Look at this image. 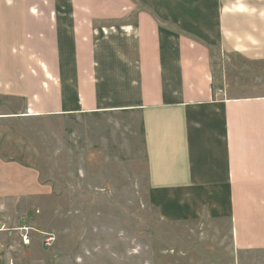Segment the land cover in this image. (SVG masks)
I'll use <instances>...</instances> for the list:
<instances>
[{
	"label": "crops",
	"instance_id": "obj_1",
	"mask_svg": "<svg viewBox=\"0 0 264 264\" xmlns=\"http://www.w3.org/2000/svg\"><path fill=\"white\" fill-rule=\"evenodd\" d=\"M66 120L84 123L91 164L143 182L159 222L193 225L199 250L228 245L229 264H264V0H0V146L34 161L45 122L44 198L78 180L51 169ZM36 232L28 247L0 233V264H66Z\"/></svg>",
	"mask_w": 264,
	"mask_h": 264
},
{
	"label": "rangeland",
	"instance_id": "obj_2",
	"mask_svg": "<svg viewBox=\"0 0 264 264\" xmlns=\"http://www.w3.org/2000/svg\"><path fill=\"white\" fill-rule=\"evenodd\" d=\"M44 126L45 122L32 125L38 137L34 161L9 162L4 158L8 155L14 159L15 155L9 151L15 147L0 146V153L4 155L0 157V221L8 227L28 223L41 235H54L56 241L52 246L67 251L66 264H229L230 260L221 253L228 251V245L213 244L217 253L213 247L204 246L199 250L194 239L200 230L193 225L181 227L159 222L156 212L148 205L147 189L141 180L116 179V166L107 164L106 159L91 164L82 122L66 120L53 125L57 131L53 141L57 144L61 133L66 145L65 162L51 163V169L62 168L64 174L75 171L78 180L75 183L65 174L62 183L72 186L66 185L62 196L44 198L42 184L49 181L44 177L49 169L42 153ZM3 135L8 136L4 139L10 143V128H0V140ZM18 166L24 167L26 173L18 172ZM32 170L33 177H37L27 174ZM99 171L104 173L98 179ZM60 181L57 178L56 185ZM66 202L73 205L66 210L57 209ZM248 261L258 262L251 257Z\"/></svg>",
	"mask_w": 264,
	"mask_h": 264
},
{
	"label": "built area",
	"instance_id": "obj_3",
	"mask_svg": "<svg viewBox=\"0 0 264 264\" xmlns=\"http://www.w3.org/2000/svg\"><path fill=\"white\" fill-rule=\"evenodd\" d=\"M34 232H36V230L27 224H22L18 227L10 228L4 222L0 221V233L7 234L9 236L11 234H17L19 244L23 247H28L30 245L31 234ZM42 235H43V245L45 247H50L54 242L53 235L45 234V233H42ZM1 249H2V245L0 244V251ZM9 264H13V263L10 262Z\"/></svg>",
	"mask_w": 264,
	"mask_h": 264
}]
</instances>
